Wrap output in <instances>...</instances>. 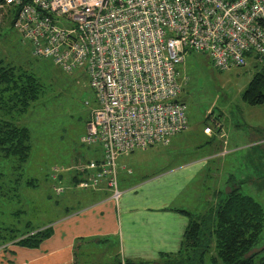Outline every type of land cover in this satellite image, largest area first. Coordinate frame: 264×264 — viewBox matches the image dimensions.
I'll use <instances>...</instances> for the list:
<instances>
[{"label": "built area", "instance_id": "1", "mask_svg": "<svg viewBox=\"0 0 264 264\" xmlns=\"http://www.w3.org/2000/svg\"><path fill=\"white\" fill-rule=\"evenodd\" d=\"M8 19L34 57L85 68L97 95L82 143L99 145L101 159L53 167L56 195L73 172L83 190L106 179L119 203V159L188 130L178 72L188 50L221 71L264 62V0H0V23Z\"/></svg>", "mask_w": 264, "mask_h": 264}, {"label": "rangeland", "instance_id": "2", "mask_svg": "<svg viewBox=\"0 0 264 264\" xmlns=\"http://www.w3.org/2000/svg\"><path fill=\"white\" fill-rule=\"evenodd\" d=\"M8 24L6 21L0 23V60L29 69L40 78L45 90L37 107L26 115L36 148L30 159L28 174L41 178L39 187H21L16 201L0 204V229L21 232L27 223L36 228L50 226L51 222L65 214L66 208L75 210L82 205V197L89 195V191L66 183L63 184L67 185V191L56 195L53 191L56 182L51 174L53 167L72 166L89 154L91 148L82 143V138L87 134L93 110L97 107V95L85 68L65 72L50 59L34 57L32 44L24 41ZM258 71L253 59L244 67L221 71L206 54L191 50L186 52L184 61L178 66L179 80L183 84L179 100L186 105L189 128L187 133L181 135L184 139L175 142L171 148L182 144L195 152L183 155L181 161L195 156H209L216 149L212 141L206 138L205 127H211L216 134L224 133L221 140L224 159L208 157L207 177L201 178L197 184L202 198L214 190L225 191L228 185L241 183V192L253 196L264 207V104L250 105L243 98ZM184 78H187V82ZM216 121L221 126L220 132L216 128ZM229 138L232 143L238 141L234 146L243 145L245 150L227 154L232 145L224 143ZM195 145L200 148L196 150ZM157 146L161 147H149L147 152L122 157L120 163L131 166L135 175L141 171L142 174L155 173L163 166L158 153L163 152L162 147L167 145ZM216 173L217 176L214 175ZM231 175L238 181L231 180ZM60 231L64 232L63 229ZM260 248H264V233L255 250ZM15 252L13 249L3 255L0 249V263L5 260L6 264L9 261L18 264L23 256L19 257ZM97 253L92 252L93 257L89 256L95 263V260L100 261L103 257L100 255L96 258ZM261 255L264 257V252Z\"/></svg>", "mask_w": 264, "mask_h": 264}, {"label": "crops", "instance_id": "3", "mask_svg": "<svg viewBox=\"0 0 264 264\" xmlns=\"http://www.w3.org/2000/svg\"><path fill=\"white\" fill-rule=\"evenodd\" d=\"M253 61L256 66L257 61ZM216 122L220 132L221 126ZM187 132L175 135L169 145L162 147L164 151L158 154L163 166L155 173L142 174L141 171L135 175L134 169L125 162L120 163L122 157L119 159L117 179L123 193L119 203L112 200V191L104 179L98 188L86 190L90 193L82 197L80 207L72 209L70 215L57 218L50 225L53 234L39 248H0L3 255L9 250H16L17 256H23L18 264H112L118 257L123 262L130 260L161 264L165 255L178 253L189 223V216L181 210L196 215L202 213L197 184L203 177V171L208 168L206 159H224L222 155L225 153L221 151L224 133L205 134L216 151L209 156H195L181 161L183 155L195 152L182 144L174 149L171 147L175 142L182 141L184 136L181 135ZM237 143H232L231 138L224 143L232 145L227 154L245 150L243 145L234 146ZM155 147L161 146L150 148ZM195 147L196 150L200 148L199 145ZM137 152H147V149L123 157L133 156ZM62 182L74 187L69 179L62 178ZM213 192L217 190L203 199L205 203L209 201L210 204H217L218 199ZM62 229L64 232L60 231ZM56 238L59 240L56 241ZM92 252H98L95 257L102 255V259L95 260L97 263L92 261L89 257H93ZM0 264H6L5 260H1ZM9 264L15 263L9 261Z\"/></svg>", "mask_w": 264, "mask_h": 264}, {"label": "trees", "instance_id": "4", "mask_svg": "<svg viewBox=\"0 0 264 264\" xmlns=\"http://www.w3.org/2000/svg\"><path fill=\"white\" fill-rule=\"evenodd\" d=\"M7 23L12 28V21L8 19ZM256 66L259 71L243 98L250 105H263L264 62H256ZM44 93L40 78L29 69L0 60V204L16 201L21 187H39L41 178L28 174L30 159L36 148L26 115L37 107ZM90 148L89 154L80 160L101 159L100 146L92 145ZM207 171L208 168L203 171L202 178L207 177ZM68 174L72 176L65 174L63 178L78 187L81 174ZM230 179L238 181L232 175ZM240 184L228 185L225 191H217L216 205L209 201L205 203V198L201 197L202 213L198 215L181 210L189 216L181 249L176 254L165 255L161 264H264L261 255L264 248L255 250L264 233V207L253 196L241 192ZM72 212V209L66 208L64 215ZM52 234L51 226L36 228L30 223L21 232L0 229V248L12 245L36 249ZM112 264L157 263L123 262L118 257Z\"/></svg>", "mask_w": 264, "mask_h": 264}]
</instances>
